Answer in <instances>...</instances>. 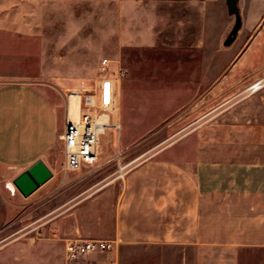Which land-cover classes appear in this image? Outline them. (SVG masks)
I'll use <instances>...</instances> for the list:
<instances>
[{
	"label": "crops",
	"instance_id": "crops-1",
	"mask_svg": "<svg viewBox=\"0 0 264 264\" xmlns=\"http://www.w3.org/2000/svg\"><path fill=\"white\" fill-rule=\"evenodd\" d=\"M194 48L179 44L163 68L148 65V80H139L138 71L122 78L115 115L120 148L138 145L155 126L186 118L196 92L201 101L204 93L217 96L218 49L205 57L210 68L188 71V61L202 60ZM2 50L0 44V58ZM198 76L200 85L188 82ZM251 88L257 103L246 100L250 94L221 118L211 104L196 120L211 115L202 123L209 126L194 135L200 148L189 147L188 138L139 150L131 161L146 159L116 180L117 170L105 174L91 164L65 172L67 118L58 122V91L0 72V264H66L65 245L76 240L114 243L111 252L85 257L89 264H264V77ZM240 143L257 148H236ZM37 161L52 178L24 198L12 182ZM236 169L243 170L241 192ZM16 209L23 225L12 235Z\"/></svg>",
	"mask_w": 264,
	"mask_h": 264
},
{
	"label": "rangeland",
	"instance_id": "rangeland-1",
	"mask_svg": "<svg viewBox=\"0 0 264 264\" xmlns=\"http://www.w3.org/2000/svg\"><path fill=\"white\" fill-rule=\"evenodd\" d=\"M238 8L241 27L234 41L224 45L235 20L227 13L225 0H0V44L5 51L0 58V72L56 89L60 108L57 118L62 124L71 105L70 95L79 97L71 119L74 122L82 112L83 96L93 93L105 78L114 81L116 90L122 78L132 71H138L139 80H148L143 71L154 63L163 68L167 61L164 59L179 44L186 46L187 51L197 47L196 51L202 52V60L188 61V71L210 68L211 62L205 57L217 48V96L204 93L201 101L200 91L196 92L188 101L186 118L155 126L149 137L135 146L120 148V131H108L101 138L98 157L91 165L100 166L105 174L111 173L118 165L133 160L139 150L188 138L189 147L200 148L194 135L209 126L202 123L209 121L211 115L200 122L196 120L210 111L211 104L218 105L213 109L221 118L229 107L237 108L251 94L254 82L264 77V0H238ZM103 59L108 61L105 67ZM190 78L188 82L201 83L200 76ZM247 99L257 103V93ZM247 108L251 114L256 109L253 105ZM117 109L116 104L107 114L109 124H119L115 118ZM240 112L241 117L242 108ZM169 136L173 137L168 140ZM235 147L257 148L242 143ZM144 159L141 157L134 164ZM236 172L235 189L241 192L243 170ZM225 187L222 191H226ZM32 221L33 216L27 219V225ZM22 225L16 209L9 223L10 233L18 232ZM89 262L84 258L66 264Z\"/></svg>",
	"mask_w": 264,
	"mask_h": 264
},
{
	"label": "built area",
	"instance_id": "built-area-1",
	"mask_svg": "<svg viewBox=\"0 0 264 264\" xmlns=\"http://www.w3.org/2000/svg\"><path fill=\"white\" fill-rule=\"evenodd\" d=\"M107 59H103L102 66H107ZM123 73V71H122ZM116 87L114 81L105 78L104 90L99 92L96 88L82 99V112L75 122L66 120L61 141L63 143V169L65 172H77L82 167L92 164L98 157L101 138L108 132H119V124H109L108 113L116 102ZM105 117V120L101 118ZM134 161H129L117 167L116 180H122L128 168ZM114 243L102 240H76L67 242L64 251L66 263L82 260L90 254H103L111 252ZM108 264H117L110 261Z\"/></svg>",
	"mask_w": 264,
	"mask_h": 264
},
{
	"label": "water",
	"instance_id": "water-1",
	"mask_svg": "<svg viewBox=\"0 0 264 264\" xmlns=\"http://www.w3.org/2000/svg\"><path fill=\"white\" fill-rule=\"evenodd\" d=\"M227 13L234 16V24L224 40V45L232 43L241 27L242 21L238 8V0H225ZM52 178V173L42 161L35 162L25 172L16 177L12 184L18 193L27 198L39 187Z\"/></svg>",
	"mask_w": 264,
	"mask_h": 264
},
{
	"label": "bare ground",
	"instance_id": "bare-ground-1",
	"mask_svg": "<svg viewBox=\"0 0 264 264\" xmlns=\"http://www.w3.org/2000/svg\"><path fill=\"white\" fill-rule=\"evenodd\" d=\"M97 89H98L99 92H102L104 90V80H102L101 84H98ZM74 102L78 103L79 102V97L77 95H70L69 96V104H71V105H69V108L67 109L68 110V115L66 114L67 119H68L69 122L73 121L71 119H72L73 115L75 114V111H76V109H77V107L79 105V103L75 104ZM101 119L105 120V117H102Z\"/></svg>",
	"mask_w": 264,
	"mask_h": 264
}]
</instances>
